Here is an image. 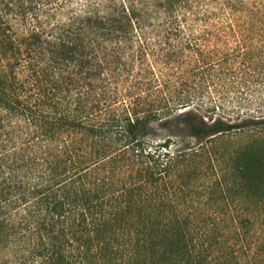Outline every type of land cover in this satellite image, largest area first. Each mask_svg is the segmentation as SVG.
<instances>
[{"label":"trees","instance_id":"obj_1","mask_svg":"<svg viewBox=\"0 0 264 264\" xmlns=\"http://www.w3.org/2000/svg\"><path fill=\"white\" fill-rule=\"evenodd\" d=\"M256 65L264 0H0V255L217 264L251 246L264 138L216 139L264 124L224 111ZM203 162L218 210L189 193Z\"/></svg>","mask_w":264,"mask_h":264},{"label":"rangeland","instance_id":"obj_2","mask_svg":"<svg viewBox=\"0 0 264 264\" xmlns=\"http://www.w3.org/2000/svg\"><path fill=\"white\" fill-rule=\"evenodd\" d=\"M213 87V85H212ZM240 89V88H239ZM238 102H231L224 105V111L226 113H250L256 115L260 119L264 116V67L256 65L255 71L245 76L242 83V88L237 93ZM264 138V124L258 126L244 128L240 131L232 132L229 134L221 135L217 137V149H233L239 144L255 138ZM204 160L206 158L200 157ZM198 160L197 164H200ZM204 163V162H203ZM203 165V164H201ZM200 165V166H201ZM206 163L199 170L198 178L193 185L192 189H189V193L193 196H198L197 204L199 207L218 210V204H222V201L207 200L208 192L211 194L213 189L208 187L214 178V173L211 168L205 169ZM264 185V183H262ZM213 193H220L219 190L213 191ZM264 198V193H262ZM243 211L253 210L255 207L250 203H242L240 205ZM259 213L254 217L255 230L247 236V240L251 246H246L244 249L239 246L236 248V253H214V256L218 257L217 264H264V203L258 205ZM235 215V209L230 208ZM242 211V212H243ZM259 214V215H258ZM220 215V214H219ZM224 222L229 219L220 215ZM262 221V223H261ZM252 222V223H253ZM223 225V223H221ZM253 242L257 243L252 246ZM27 259V264H38V261L31 253H23ZM72 254V257H76V264H80L79 259L84 257V253H68ZM99 254L101 255L99 257ZM87 253V258L92 261H102L104 264H140L143 256L151 258L154 253ZM157 255V254H156ZM19 260V259H18ZM17 259L11 258L10 253H1L0 264H19ZM156 261L161 263L162 258H156ZM29 261V262H28ZM148 263V262H147ZM146 263V264H147ZM156 263V262H155Z\"/></svg>","mask_w":264,"mask_h":264}]
</instances>
